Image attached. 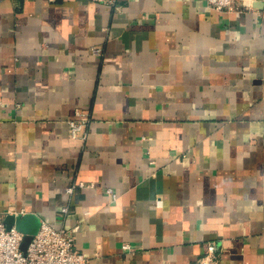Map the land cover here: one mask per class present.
I'll list each match as a JSON object with an SVG mask.
<instances>
[{"label":"crops","instance_id":"obj_1","mask_svg":"<svg viewBox=\"0 0 264 264\" xmlns=\"http://www.w3.org/2000/svg\"><path fill=\"white\" fill-rule=\"evenodd\" d=\"M246 1L0 0V210L63 223L90 264H195L208 241L264 264V0Z\"/></svg>","mask_w":264,"mask_h":264},{"label":"built area","instance_id":"obj_2","mask_svg":"<svg viewBox=\"0 0 264 264\" xmlns=\"http://www.w3.org/2000/svg\"><path fill=\"white\" fill-rule=\"evenodd\" d=\"M114 6L116 0H95ZM209 6L216 10L243 11L249 7L246 0H207ZM80 117L69 120L71 136H86L85 126L87 118L77 112ZM76 183L65 188L67 193H72ZM78 185H84L82 181ZM92 185V184H91ZM113 196L116 194L106 188ZM69 212L68 203L60 207V218L63 220ZM24 212L21 211L20 214ZM4 212L0 210V264H90L89 258L75 246L74 235L63 223L54 226L41 220L36 233H34L25 249L20 247L23 232L14 225L7 226L4 221ZM124 248H129L124 243ZM217 246L214 241H208L205 252L196 259L195 264H218Z\"/></svg>","mask_w":264,"mask_h":264},{"label":"water","instance_id":"obj_3","mask_svg":"<svg viewBox=\"0 0 264 264\" xmlns=\"http://www.w3.org/2000/svg\"><path fill=\"white\" fill-rule=\"evenodd\" d=\"M4 221L7 226L14 225L16 229L23 232L20 247L25 249L32 235L37 232L41 218L33 212H26L23 214L8 213L5 214Z\"/></svg>","mask_w":264,"mask_h":264}]
</instances>
